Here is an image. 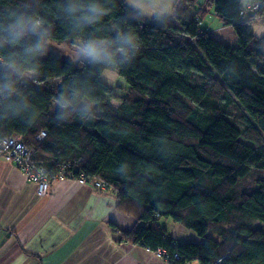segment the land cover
<instances>
[{"label": "trees", "instance_id": "obj_1", "mask_svg": "<svg viewBox=\"0 0 264 264\" xmlns=\"http://www.w3.org/2000/svg\"><path fill=\"white\" fill-rule=\"evenodd\" d=\"M8 2L0 0V13ZM15 2L45 17L51 43L69 46L81 33L115 35L121 27L139 35L140 47L110 69L126 83L116 107L100 63L60 58L50 43L31 75L18 78L2 62L0 135L20 134L36 160L53 162L51 175L66 164L69 178L101 179L136 220L129 229L110 224L118 241L164 248L170 264H264V178L238 188L253 169L264 170V34L252 31L254 20L264 22V0H175L171 15L151 17L123 0H103L115 19L79 31L59 11L61 0ZM210 10L231 26L235 46L200 27ZM0 22L8 21L0 15ZM0 49L21 51L2 39ZM74 93L73 103L59 102ZM40 130L46 135L36 141ZM166 218L199 241L172 238L160 223Z\"/></svg>", "mask_w": 264, "mask_h": 264}, {"label": "crops", "instance_id": "obj_2", "mask_svg": "<svg viewBox=\"0 0 264 264\" xmlns=\"http://www.w3.org/2000/svg\"><path fill=\"white\" fill-rule=\"evenodd\" d=\"M207 30L229 31L230 41L224 34L220 40L236 45L231 26L219 23ZM135 222L113 193L75 178L54 179L45 194H38L36 184L0 155V264H170L111 232V223L129 229ZM160 223L179 242L199 241L178 223Z\"/></svg>", "mask_w": 264, "mask_h": 264}, {"label": "clouds", "instance_id": "obj_3", "mask_svg": "<svg viewBox=\"0 0 264 264\" xmlns=\"http://www.w3.org/2000/svg\"><path fill=\"white\" fill-rule=\"evenodd\" d=\"M22 3L10 0L3 4L4 12L0 13L8 21L0 22V39L4 42L19 46L21 51L15 54H6L0 49V62L6 63L13 70V74L20 76L31 75L39 71V66L33 59L42 55L48 44L53 42L52 34L44 27L45 17L36 13H25L18 9L24 7ZM59 11L65 13L74 25L73 31H79L83 25L94 26L98 22L111 16V8L103 0H61ZM6 33V34H5ZM29 34H37L38 38L25 45L23 38ZM140 47L139 35L130 30L117 27L115 35L96 31L94 34L81 33L75 42L76 54L89 59L93 63H100L101 72L122 65L129 58L134 57ZM11 91V87L9 86ZM77 94L70 97H61L60 103L68 105L74 102Z\"/></svg>", "mask_w": 264, "mask_h": 264}, {"label": "rangeland", "instance_id": "obj_4", "mask_svg": "<svg viewBox=\"0 0 264 264\" xmlns=\"http://www.w3.org/2000/svg\"><path fill=\"white\" fill-rule=\"evenodd\" d=\"M127 5L133 7L134 9L142 12L146 17H151L154 14H160V15H171L174 10V1L175 0H123ZM201 2L202 0H198ZM258 8H255L254 11H256ZM218 20L216 16L214 15L213 11L210 10L206 13V15L202 18L200 22V27L202 29H214L216 26H218ZM206 29V30H207ZM212 35L216 38L220 39L221 35L225 37V42H229V31H212L210 30ZM252 31L253 33H258L260 35L264 31V22L260 19L254 20L252 25ZM255 31V32H254ZM233 36H235L234 31ZM50 47L52 51L60 58H66L70 61H77L80 59H87L83 56H78L76 54V48L75 43L72 45H61V44H55L50 43ZM100 78L105 81L108 84H111L114 86L111 95L108 98L109 104L112 107H116L121 99L122 91L124 90V87L126 86L125 81L122 78H119L116 73L112 70H108L107 74L102 73ZM53 108L59 109L62 108V105L58 102H54ZM237 125L241 127V124L237 122ZM257 178H264V170H255L253 169L246 177L241 179L238 182V188L241 190H246L249 188H253L256 186V179ZM167 220H170L169 218H166ZM165 219H162V221ZM172 222V221H171ZM259 223L257 221L253 222L251 225L252 227L257 226Z\"/></svg>", "mask_w": 264, "mask_h": 264}, {"label": "built area", "instance_id": "obj_5", "mask_svg": "<svg viewBox=\"0 0 264 264\" xmlns=\"http://www.w3.org/2000/svg\"><path fill=\"white\" fill-rule=\"evenodd\" d=\"M258 8V4L252 5V10ZM2 62H0V68ZM2 96L0 93V102ZM46 135L45 130H40L35 136L36 141H41ZM34 149L24 144L22 136L20 134H11L7 136L0 135V155L7 161L12 162L15 166L21 170L26 178L36 184L38 194H45L49 189L50 182L54 179H64L70 176L66 169V164H62L58 172L50 174L46 168V164L53 163L51 160L40 161L33 157ZM69 164H67L68 166ZM79 183H86L85 177L81 174L75 178ZM92 185L96 189H104V183L101 179L95 177L92 180ZM158 256L165 259V249L157 248L153 251ZM174 258H178L176 252L173 253ZM219 260H217V264Z\"/></svg>", "mask_w": 264, "mask_h": 264}]
</instances>
